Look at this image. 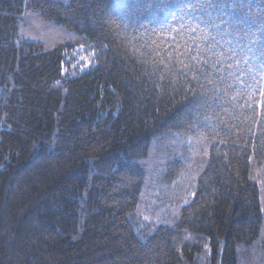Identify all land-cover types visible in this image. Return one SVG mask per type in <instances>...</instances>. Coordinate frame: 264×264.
Here are the masks:
<instances>
[{"label": "trees", "instance_id": "obj_1", "mask_svg": "<svg viewBox=\"0 0 264 264\" xmlns=\"http://www.w3.org/2000/svg\"><path fill=\"white\" fill-rule=\"evenodd\" d=\"M181 3L0 0V264H264V0Z\"/></svg>", "mask_w": 264, "mask_h": 264}, {"label": "snow or ice", "instance_id": "obj_2", "mask_svg": "<svg viewBox=\"0 0 264 264\" xmlns=\"http://www.w3.org/2000/svg\"><path fill=\"white\" fill-rule=\"evenodd\" d=\"M243 0H210V2H194V0H182V3L178 6L174 5L168 12L170 15L178 16L180 19L184 18V15H190L192 12L199 9L202 12L208 13L211 15V11L219 9L221 12L226 11L229 6H231L232 13L236 19H241L239 12L236 8L237 3H242ZM165 8L163 5L160 6V11H164ZM197 20L200 19L199 16L196 17ZM220 19H225V17L221 16ZM218 30L222 31L220 25H216ZM211 40H215V37H211ZM233 51H237V49H233ZM248 53L251 54L253 58H258L261 61V64L264 65V45L261 48L257 49L256 52H253L251 48H248ZM259 53V56H257ZM195 59V57H194ZM255 66V65H254Z\"/></svg>", "mask_w": 264, "mask_h": 264}]
</instances>
